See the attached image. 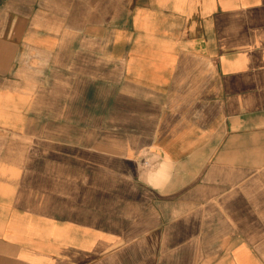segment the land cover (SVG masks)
<instances>
[{
    "label": "crops",
    "instance_id": "crops-1",
    "mask_svg": "<svg viewBox=\"0 0 264 264\" xmlns=\"http://www.w3.org/2000/svg\"><path fill=\"white\" fill-rule=\"evenodd\" d=\"M0 264H264V0H0Z\"/></svg>",
    "mask_w": 264,
    "mask_h": 264
}]
</instances>
